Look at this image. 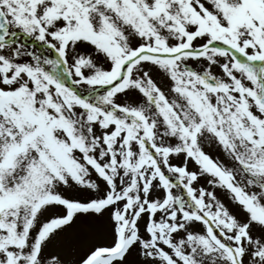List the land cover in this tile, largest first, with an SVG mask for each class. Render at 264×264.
Returning <instances> with one entry per match:
<instances>
[{
    "label": "snow or ice",
    "instance_id": "obj_1",
    "mask_svg": "<svg viewBox=\"0 0 264 264\" xmlns=\"http://www.w3.org/2000/svg\"><path fill=\"white\" fill-rule=\"evenodd\" d=\"M0 264H264V0H0Z\"/></svg>",
    "mask_w": 264,
    "mask_h": 264
},
{
    "label": "rangeland",
    "instance_id": "obj_2",
    "mask_svg": "<svg viewBox=\"0 0 264 264\" xmlns=\"http://www.w3.org/2000/svg\"><path fill=\"white\" fill-rule=\"evenodd\" d=\"M165 83L167 82L165 81ZM210 151L213 153L215 157H218L219 159L224 160L225 163H228V160L221 149L212 147L210 148ZM190 167H194V165L190 163ZM206 181H207V177H204L201 178L200 183L203 184L205 187H208ZM216 191H217V195L222 200H224L226 203L232 206L233 202L229 199L228 193H226L224 190L220 188H217ZM80 223L83 222L81 221ZM69 237H70V242L73 245L72 255L78 258L80 255L83 254V252L87 249V247H89L90 244L94 242V240L96 239V234L89 229L77 227L69 230ZM130 259L135 260L138 259V257L135 254H133V256L130 257Z\"/></svg>",
    "mask_w": 264,
    "mask_h": 264
}]
</instances>
